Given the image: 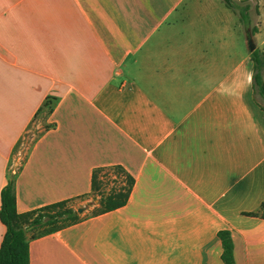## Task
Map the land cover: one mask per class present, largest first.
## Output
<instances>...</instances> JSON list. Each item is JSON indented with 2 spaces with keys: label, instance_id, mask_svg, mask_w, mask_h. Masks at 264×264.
Returning <instances> with one entry per match:
<instances>
[{
  "label": "crops",
  "instance_id": "obj_1",
  "mask_svg": "<svg viewBox=\"0 0 264 264\" xmlns=\"http://www.w3.org/2000/svg\"><path fill=\"white\" fill-rule=\"evenodd\" d=\"M236 13L0 0V195L7 171L19 212L88 196L98 167L134 178L121 207L29 238V264H225L220 230L235 264H264V109Z\"/></svg>",
  "mask_w": 264,
  "mask_h": 264
},
{
  "label": "trees",
  "instance_id": "obj_2",
  "mask_svg": "<svg viewBox=\"0 0 264 264\" xmlns=\"http://www.w3.org/2000/svg\"><path fill=\"white\" fill-rule=\"evenodd\" d=\"M225 4L235 10L247 26L251 24L250 4H239L236 0H223ZM257 10H259L257 8ZM258 31L257 26H252L254 35ZM253 61V95L255 101L264 109V50L255 48L250 52ZM51 110V103L45 104ZM111 168L119 178L118 185L113 186L107 192H101L103 181L99 172ZM134 178L126 172L121 165L103 166L95 168L92 174V192H101L98 198V206H95L93 214L114 210L124 205L131 193ZM0 219L6 227L1 246L0 264H29V238H36L62 227L73 224L81 219V213L69 205L72 199H65L47 204L29 211L17 210L14 176L8 177L7 183L1 189ZM264 217V206L252 213ZM30 234V236H28ZM218 236L222 242V259L225 264H235L233 255V242L229 230H220Z\"/></svg>",
  "mask_w": 264,
  "mask_h": 264
},
{
  "label": "rangeland",
  "instance_id": "obj_3",
  "mask_svg": "<svg viewBox=\"0 0 264 264\" xmlns=\"http://www.w3.org/2000/svg\"><path fill=\"white\" fill-rule=\"evenodd\" d=\"M218 1L221 2V4H225L223 0H218ZM236 1L241 5L249 3L251 6L250 8L251 24L249 26L246 25V30H245L246 51L248 53L249 50H248V44H247V33L251 31L252 26H257L258 24H260L259 26L261 29V33H262V36H264V0H236ZM257 8L259 10H257ZM234 16L238 18L239 14L236 13L234 14ZM263 75H264V72H263ZM32 137H34V134L30 133V136H29V139L27 140L26 145H29L31 143ZM24 155H25V152L21 154V160L24 157ZM7 176L8 177L10 176V171H7ZM99 176L101 180L103 181L101 192L102 191L107 192L110 188L119 184L118 183L119 178L116 177V172L112 170L111 168L103 169L102 171L99 172ZM101 192L99 193L92 192L86 197L71 201L69 205L76 208L80 213L90 214L93 212L96 206L94 205V203L98 201L99 194Z\"/></svg>",
  "mask_w": 264,
  "mask_h": 264
},
{
  "label": "water",
  "instance_id": "obj_4",
  "mask_svg": "<svg viewBox=\"0 0 264 264\" xmlns=\"http://www.w3.org/2000/svg\"><path fill=\"white\" fill-rule=\"evenodd\" d=\"M247 44H248V50L249 52H252L255 50L256 48V43H255V40L253 38V34L251 31H249L247 33ZM81 210V209H80Z\"/></svg>",
  "mask_w": 264,
  "mask_h": 264
}]
</instances>
